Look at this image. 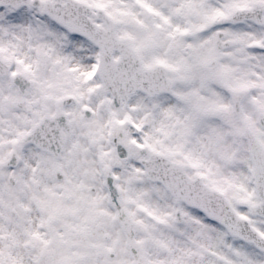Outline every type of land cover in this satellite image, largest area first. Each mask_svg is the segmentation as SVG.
<instances>
[{
  "label": "snow or ice",
  "instance_id": "6c2138e0",
  "mask_svg": "<svg viewBox=\"0 0 264 264\" xmlns=\"http://www.w3.org/2000/svg\"><path fill=\"white\" fill-rule=\"evenodd\" d=\"M0 264H264V0H0Z\"/></svg>",
  "mask_w": 264,
  "mask_h": 264
}]
</instances>
